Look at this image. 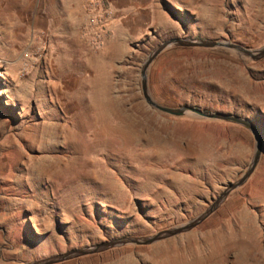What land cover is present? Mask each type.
Listing matches in <instances>:
<instances>
[{"label": "rangeland", "instance_id": "1", "mask_svg": "<svg viewBox=\"0 0 264 264\" xmlns=\"http://www.w3.org/2000/svg\"><path fill=\"white\" fill-rule=\"evenodd\" d=\"M106 1L114 15L95 50L83 33L85 0H0V264L182 224L251 161L249 131L150 109L140 68L171 38L260 48L264 0ZM147 83L161 105L255 122L257 166L193 230L61 264H239L241 256L264 264V58L170 48L150 65ZM75 146L91 151L82 156Z\"/></svg>", "mask_w": 264, "mask_h": 264}, {"label": "water", "instance_id": "2", "mask_svg": "<svg viewBox=\"0 0 264 264\" xmlns=\"http://www.w3.org/2000/svg\"><path fill=\"white\" fill-rule=\"evenodd\" d=\"M170 48H202V49H224L237 54L240 57L251 61H259L264 58V45L257 49H249L241 44L231 42L230 40H203L187 37L171 38L158 44L144 59L140 68V84L143 100L146 105L159 114L168 115L174 118H194L212 122H224L239 126L249 131L255 139V149L249 165L245 172L236 181L229 183L224 190L208 206L194 218L161 230L153 235L143 237H119L103 241L94 245L79 249L69 250L62 254L49 256L43 259L25 262L23 264H61L70 260L85 256L100 254L111 249L124 246H148L157 242L177 237L198 227L208 217H210L226 200V198L238 188H240L251 176L259 161L263 138L258 125L250 119L224 112H211L196 106L184 105L181 107H169L157 103L150 95L147 83L148 69L152 62L164 51Z\"/></svg>", "mask_w": 264, "mask_h": 264}, {"label": "built area", "instance_id": "3", "mask_svg": "<svg viewBox=\"0 0 264 264\" xmlns=\"http://www.w3.org/2000/svg\"><path fill=\"white\" fill-rule=\"evenodd\" d=\"M84 35L95 50L104 47L108 35L107 22L113 17L114 11L106 0H85Z\"/></svg>", "mask_w": 264, "mask_h": 264}, {"label": "bare ground", "instance_id": "4", "mask_svg": "<svg viewBox=\"0 0 264 264\" xmlns=\"http://www.w3.org/2000/svg\"><path fill=\"white\" fill-rule=\"evenodd\" d=\"M91 146H92V145H91ZM89 149H90V148H87V147L85 148V147H81V146H77V147L75 146V147H74V150H75L77 153H79L80 155H82V156H83V154H86V153L89 151ZM90 151H91V150H90ZM90 151H89V152H90ZM96 151H97V150H96ZM62 154H63V153H62ZM89 155H90V154H89ZM85 156H86V155H85ZM93 160H94V159H93ZM82 161H83V160H82ZM73 162H74V161H73ZM84 162H85V161H84ZM83 164H84V165H83ZM83 164H81V161H80V165H79V166H80V169H82V170H84L85 168H87V167L89 166V165H88V166L86 165V162L83 163ZM88 168H89V167H88ZM91 169H92V168H91ZM87 170H88V169H87ZM98 171H99V170H98ZM84 172H86V171H84ZM84 172H82V173H84ZM90 173H91V171H90ZM91 175H92V173H91ZM93 175H94V176H97L98 174H94V173H93ZM99 175H100V174H99ZM99 175H98V176H99ZM103 175H104V174H103ZM94 176H93V177H94ZM95 178H97V177H95ZM95 178H91V179H95ZM103 178L105 179V177H103ZM100 179H102V178H100ZM92 181H94V180H92ZM104 181H105V180H104ZM104 181H103V183H104ZM95 182H96V181H95ZM100 183H101V182H100ZM100 183H99V184H100ZM100 185H104V184H100ZM106 185H108V184L105 182V186H103L102 188L106 187ZM108 186H109V185H108ZM81 187H83V186H81ZM109 187H110V186H109ZM54 188H55V187H54ZM83 189L85 190V188H83ZM86 189H87V188H86ZM106 189H108V188H106ZM55 192H56V191H55ZM172 242H173V241H172ZM173 243H175V241H174ZM240 258H242V256L239 257V259H238V263H239V264H244L242 261H240Z\"/></svg>", "mask_w": 264, "mask_h": 264}, {"label": "trees", "instance_id": "5", "mask_svg": "<svg viewBox=\"0 0 264 264\" xmlns=\"http://www.w3.org/2000/svg\"><path fill=\"white\" fill-rule=\"evenodd\" d=\"M197 107V106H196Z\"/></svg>", "mask_w": 264, "mask_h": 264}]
</instances>
